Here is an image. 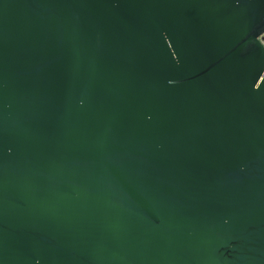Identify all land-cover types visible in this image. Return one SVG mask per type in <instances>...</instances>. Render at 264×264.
<instances>
[{"label": "water", "instance_id": "obj_1", "mask_svg": "<svg viewBox=\"0 0 264 264\" xmlns=\"http://www.w3.org/2000/svg\"><path fill=\"white\" fill-rule=\"evenodd\" d=\"M264 0H0V264H264Z\"/></svg>", "mask_w": 264, "mask_h": 264}, {"label": "built area", "instance_id": "obj_2", "mask_svg": "<svg viewBox=\"0 0 264 264\" xmlns=\"http://www.w3.org/2000/svg\"><path fill=\"white\" fill-rule=\"evenodd\" d=\"M259 40L262 43V45L264 46V33L259 36Z\"/></svg>", "mask_w": 264, "mask_h": 264}]
</instances>
